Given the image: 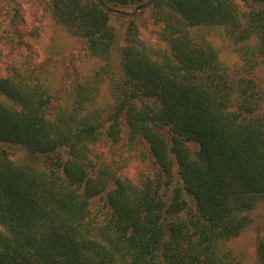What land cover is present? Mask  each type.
<instances>
[{
  "label": "trees",
  "instance_id": "16d2710c",
  "mask_svg": "<svg viewBox=\"0 0 264 264\" xmlns=\"http://www.w3.org/2000/svg\"><path fill=\"white\" fill-rule=\"evenodd\" d=\"M102 1L43 0L99 62L72 74L64 104L43 64L0 76V264H243L225 243L264 196V89L253 75L264 67V0H154L164 48L140 38L143 9H108L148 0ZM213 28L234 45L238 72L205 38ZM117 146L143 157L136 177L105 152ZM256 254L264 264V235Z\"/></svg>",
  "mask_w": 264,
  "mask_h": 264
},
{
  "label": "rangeland",
  "instance_id": "374dc122",
  "mask_svg": "<svg viewBox=\"0 0 264 264\" xmlns=\"http://www.w3.org/2000/svg\"><path fill=\"white\" fill-rule=\"evenodd\" d=\"M43 4V0H0V76H5L9 65L14 63L27 61L43 64L47 67V83L55 98V105H62L65 102V93L72 74L75 72L82 76L89 74L99 62L87 55L79 39L53 22L44 11ZM127 10L132 11L133 8ZM121 21L115 19L117 28L121 25ZM137 22L138 33L143 41L155 48L165 47L158 33L161 25L153 21L151 11L147 8L143 9L137 17ZM202 31L205 32V38L216 47L228 71L241 70V61L235 47L225 38L222 30L213 28ZM253 75L264 89V67L261 64L254 68ZM100 96L102 98L107 96L105 84L100 87ZM123 140H126L124 135L118 143L121 145ZM2 146L7 149L12 160L19 162L23 159L24 150L20 146ZM188 146L192 153L196 151L195 144L189 143ZM121 148L122 146H117L113 150V155L107 149L105 152L109 158L115 160L122 158L125 162L123 173L131 178L136 177L139 169L144 166L143 157L134 152H123L119 156ZM97 203L101 205L103 201ZM248 215L251 219L250 224L238 236L227 240L225 247L238 256L243 264H255L257 242L264 235V196Z\"/></svg>",
  "mask_w": 264,
  "mask_h": 264
},
{
  "label": "water",
  "instance_id": "95a60500",
  "mask_svg": "<svg viewBox=\"0 0 264 264\" xmlns=\"http://www.w3.org/2000/svg\"><path fill=\"white\" fill-rule=\"evenodd\" d=\"M99 1H100L101 3H103V5H105L104 2H103L102 0H99ZM153 1H154V0H148V1H146V2H144V3H142V4H140V5H138V6H137L133 11H131V12L126 11V10L113 9V8H108V9H110V10L113 11V12L120 13V14H124V15H127V14H134V13H137L138 11H140V10H142V9H144V8H146V7H148L150 4L153 3ZM105 7H107V6L105 5Z\"/></svg>",
  "mask_w": 264,
  "mask_h": 264
}]
</instances>
